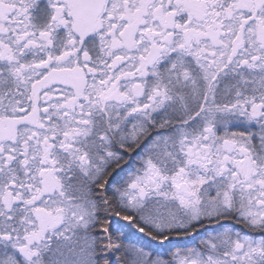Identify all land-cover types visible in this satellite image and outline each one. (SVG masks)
I'll return each instance as SVG.
<instances>
[{
	"label": "snow or ice",
	"instance_id": "1",
	"mask_svg": "<svg viewBox=\"0 0 264 264\" xmlns=\"http://www.w3.org/2000/svg\"><path fill=\"white\" fill-rule=\"evenodd\" d=\"M0 264H264V0H0Z\"/></svg>",
	"mask_w": 264,
	"mask_h": 264
}]
</instances>
